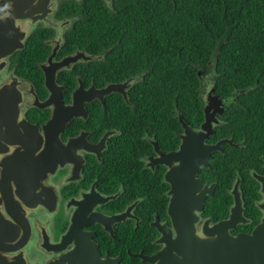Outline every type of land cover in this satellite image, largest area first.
Here are the masks:
<instances>
[{
  "label": "flooded vegetation",
  "instance_id": "obj_1",
  "mask_svg": "<svg viewBox=\"0 0 264 264\" xmlns=\"http://www.w3.org/2000/svg\"><path fill=\"white\" fill-rule=\"evenodd\" d=\"M114 1L0 0V264H169L153 256L184 223L206 239L219 235L204 228L231 217L232 235L264 223L259 77L230 93L228 82L220 90L213 74H199L193 90L170 95L171 117L165 92L146 84L159 78L135 61L111 68L116 44L88 43L75 31L88 28V9L101 13ZM123 83L124 91H108ZM51 98L77 107L60 114L59 146L49 132L58 119ZM170 152L178 154L162 155ZM199 152L207 165L194 176ZM23 175L34 180L22 186Z\"/></svg>",
  "mask_w": 264,
  "mask_h": 264
},
{
  "label": "trees",
  "instance_id": "obj_2",
  "mask_svg": "<svg viewBox=\"0 0 264 264\" xmlns=\"http://www.w3.org/2000/svg\"><path fill=\"white\" fill-rule=\"evenodd\" d=\"M98 9L101 13L88 9V28L77 23L75 31L88 43L116 44L111 68L123 70L121 65L135 61L150 78H159L146 84L165 92L167 114L174 110L170 95L193 90L199 74H213L220 90L228 82L230 93L236 91L232 84H252L258 77L264 85V0H116L113 7L102 3ZM155 123L157 112L151 115L150 129ZM169 126L163 135L170 133ZM234 167L231 162L230 173ZM221 171L218 166L219 177L214 178L219 185Z\"/></svg>",
  "mask_w": 264,
  "mask_h": 264
},
{
  "label": "water",
  "instance_id": "obj_3",
  "mask_svg": "<svg viewBox=\"0 0 264 264\" xmlns=\"http://www.w3.org/2000/svg\"><path fill=\"white\" fill-rule=\"evenodd\" d=\"M127 83L120 84L119 86H111L108 91L117 90L124 91ZM52 102V103H51ZM54 105L53 117L58 114V119L49 122V132L53 133L51 142L55 146H59V130L62 129L60 123H63L62 117L60 114L62 112H73L77 107H68L64 106L58 99H50L49 105ZM73 110V111H72ZM209 112H206L207 120L205 124L209 122L208 120ZM72 115V113L70 114ZM203 127H207L203 125ZM187 133H190L191 130L186 127ZM224 141V140H223ZM220 145L216 144L209 146V150H216ZM178 153L170 152L163 154L167 158H174ZM58 156L54 155L53 166L55 169L58 165ZM200 165H207L206 154L202 156V153H198V160L196 164L194 163L192 169V175L195 176L196 171H199ZM169 175V174H168ZM23 184L22 186L29 185L34 179L30 178L25 179L23 175L21 177ZM238 183L236 184V190ZM174 195L172 197V203L174 201ZM237 207L233 209L234 213L236 208L239 206V201H237ZM235 218L231 217L228 221H224L218 224H215L211 228H204V233L206 235H219V237L214 239L201 238L197 234L194 223L186 224L184 223L181 230L177 229V237L173 238L172 236L168 237L165 240L167 247H165L158 256H153V258L158 260L160 255L168 257L171 259L169 264H264V223L258 225L252 232V234L239 233L237 235H232L228 232L229 227L234 225ZM29 224L24 226V235L27 232ZM174 250H177L178 254L174 253ZM182 255L181 258L177 257ZM152 258V259H153ZM182 261V262H180ZM189 261V262H187ZM1 262V256H0ZM159 264V262L157 263Z\"/></svg>",
  "mask_w": 264,
  "mask_h": 264
},
{
  "label": "clouds",
  "instance_id": "obj_4",
  "mask_svg": "<svg viewBox=\"0 0 264 264\" xmlns=\"http://www.w3.org/2000/svg\"><path fill=\"white\" fill-rule=\"evenodd\" d=\"M113 9H114V8H113ZM113 9H111V10H113ZM233 87H234V88H237L236 86H233ZM233 87H232V88H233ZM116 91H117V90H116Z\"/></svg>",
  "mask_w": 264,
  "mask_h": 264
},
{
  "label": "bare ground",
  "instance_id": "obj_5",
  "mask_svg": "<svg viewBox=\"0 0 264 264\" xmlns=\"http://www.w3.org/2000/svg\"><path fill=\"white\" fill-rule=\"evenodd\" d=\"M202 97V96H201ZM219 125V124H218ZM24 127V126H23ZM4 131V130H3ZM213 136V135H212ZM217 151V150H216ZM202 170V169H201ZM202 179V178H201ZM209 194V193H208Z\"/></svg>",
  "mask_w": 264,
  "mask_h": 264
}]
</instances>
